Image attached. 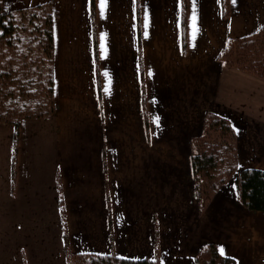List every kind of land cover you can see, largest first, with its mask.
Instances as JSON below:
<instances>
[{
	"label": "crops",
	"instance_id": "crops-1",
	"mask_svg": "<svg viewBox=\"0 0 264 264\" xmlns=\"http://www.w3.org/2000/svg\"><path fill=\"white\" fill-rule=\"evenodd\" d=\"M100 2L0 0L52 7L55 103L50 117L0 122V264H68V251L196 264L210 242L264 264V211L241 202L236 175L201 234L177 216L197 208L207 111L234 126L238 169L264 170V81L220 59L264 24V0H106L103 14Z\"/></svg>",
	"mask_w": 264,
	"mask_h": 264
},
{
	"label": "trees",
	"instance_id": "trees-1",
	"mask_svg": "<svg viewBox=\"0 0 264 264\" xmlns=\"http://www.w3.org/2000/svg\"><path fill=\"white\" fill-rule=\"evenodd\" d=\"M223 2L228 11L230 0ZM52 15L47 3L12 11L0 8V122L18 127L22 118L54 113ZM220 59L264 78V24L229 39ZM193 147L195 187L203 209L237 168L235 128L227 118L207 113ZM236 184L247 208L264 211V170L244 168L238 172ZM195 260L197 264H236L232 257L222 256L213 243L203 245ZM68 264L161 263L158 256L134 259L114 253L68 251Z\"/></svg>",
	"mask_w": 264,
	"mask_h": 264
},
{
	"label": "rangeland",
	"instance_id": "rangeland-1",
	"mask_svg": "<svg viewBox=\"0 0 264 264\" xmlns=\"http://www.w3.org/2000/svg\"><path fill=\"white\" fill-rule=\"evenodd\" d=\"M51 7V6H50ZM51 9H52V7H51ZM52 13H53V10H52ZM52 17L54 18V14L52 15ZM53 18H52V21H53ZM53 63V62H52ZM228 65V64H227ZM229 66H235V67H238V68H240L239 66H236V65H229ZM240 69H242V68H240ZM243 71H245V72H248L249 74H251V75H253V76H255V77H257V78H259V79H261V80H263L264 81V78H262V77H260V76H258L257 74H255V73H252V72H249V71H247V70H244V69H242ZM207 113H214V112H212V111H207L206 112V114ZM206 114H205V116H206ZM216 114V113H215ZM205 116H204V118H205ZM222 117H224V116H222ZM225 118H227V117H225ZM228 119V118H227ZM229 120V119H228ZM230 121V120H229ZM203 122H204V119H203V121H202V124H203ZM230 123H231V121H230ZM232 124V123H231ZM233 126V125H232ZM233 128H234V126H233ZM200 133V132H199ZM198 133V134H199ZM197 134V135H198ZM235 134H236V145H237V168H236V170L234 171V173L230 176V178L232 177V176H234V175H236L237 176V174H238V172L240 171V170H242V169H244V168H240V169H238V139H237V133H236V130H235ZM230 178H228V180H230ZM237 178V177H236ZM228 180L224 183V184H226L227 182H228ZM194 183H195V179H194ZM224 184H222L221 186H223ZM168 186V185H167ZM167 186L165 187V191L168 189L167 188ZM220 186V187H221ZM219 187V188H220ZM196 188V187H195ZM219 188H217L215 191H214V193L212 194V197H211V199L209 200V202L206 204V206L202 209V208H200V205H199V201H198V197H197V192H196V198H197V208L196 209H194V213H193V217H190V213H191V209H186V210H184V211H181L177 216L181 219V220H183V222H184V224H186L185 226H186V229H188L189 231H190V229H189V227L191 228V232H192V234H194L195 235V237H196V235H197V233L198 234H201V230H202V225H203V214H204V210L206 209V207L209 205V203H210V201L212 200V198H213V196H214V194L218 191V189ZM170 193V191L169 192H166V195H168ZM175 194H179L178 192H174ZM190 196H192V194H190L189 195V197ZM189 224V225H188ZM187 225H188V227H187ZM210 243H213V244H216L215 242H210ZM207 244H209V243H207ZM217 245V244H216ZM218 247V246H217ZM202 248V246H200V248L198 249V252L200 251V249ZM158 250V249H157ZM198 252L196 253V255L198 254ZM75 253V252H74ZM115 254V253H114ZM156 256H158V255H156ZM159 261H160V263H161V260L159 259ZM196 261V260H195ZM162 264V263H161ZM197 264V263H196Z\"/></svg>",
	"mask_w": 264,
	"mask_h": 264
},
{
	"label": "snow or ice",
	"instance_id": "snow-or-ice-1",
	"mask_svg": "<svg viewBox=\"0 0 264 264\" xmlns=\"http://www.w3.org/2000/svg\"><path fill=\"white\" fill-rule=\"evenodd\" d=\"M105 3H106V0H101V2H100V8H101L102 14H103V10L105 8ZM193 27H195V16H193ZM102 39H103V37H102ZM106 91H107V89H106Z\"/></svg>",
	"mask_w": 264,
	"mask_h": 264
}]
</instances>
